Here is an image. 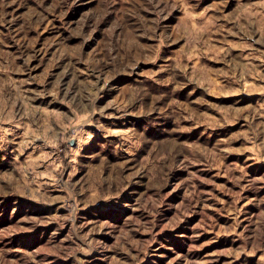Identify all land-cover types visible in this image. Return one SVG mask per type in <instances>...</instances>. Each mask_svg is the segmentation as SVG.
<instances>
[{
  "label": "rangeland",
  "instance_id": "374dc122",
  "mask_svg": "<svg viewBox=\"0 0 264 264\" xmlns=\"http://www.w3.org/2000/svg\"><path fill=\"white\" fill-rule=\"evenodd\" d=\"M0 264H264V0H0Z\"/></svg>",
  "mask_w": 264,
  "mask_h": 264
}]
</instances>
